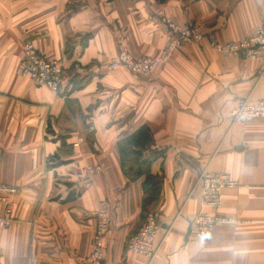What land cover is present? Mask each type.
Wrapping results in <instances>:
<instances>
[{
    "label": "crops",
    "instance_id": "obj_1",
    "mask_svg": "<svg viewBox=\"0 0 264 264\" xmlns=\"http://www.w3.org/2000/svg\"><path fill=\"white\" fill-rule=\"evenodd\" d=\"M162 17L227 43L264 26V0H0V184L18 189L0 264H264V118H229L235 101L264 100V68L205 40L182 43L146 76L107 68L122 50L158 55ZM25 43L59 63L57 92L20 74ZM142 131L134 147L149 176L131 181L119 143ZM58 137L71 153L55 165ZM88 165L101 169L86 189ZM203 169L237 182L215 211L236 222L188 244ZM101 201L112 234L90 263ZM144 202L157 223L152 259L126 249Z\"/></svg>",
    "mask_w": 264,
    "mask_h": 264
},
{
    "label": "built area",
    "instance_id": "obj_2",
    "mask_svg": "<svg viewBox=\"0 0 264 264\" xmlns=\"http://www.w3.org/2000/svg\"><path fill=\"white\" fill-rule=\"evenodd\" d=\"M166 26V40L158 55L149 58H135L122 50L112 59L109 70L124 69L131 74L146 76L155 69L166 65L177 52L182 43H199L207 41L210 47L223 58H243L259 62L264 68V26L254 28L252 34L238 41L220 43L212 34L203 33L197 29L174 24L170 19L162 17ZM18 70L38 86L57 92L60 87V69L56 60L48 59L39 53L32 43H25L23 56ZM229 118L231 123L247 122L256 118H264V100L250 101L245 98L234 102ZM81 141V139H79ZM100 166L85 167L81 185L90 188L94 177L99 174ZM200 201L197 212L191 218L187 229V243L209 239L214 232L225 225L235 224L230 216H222L215 211L221 206L222 193L233 189L237 182L228 173H212L203 169L199 175ZM18 194L16 187L0 184V227L8 228L13 222V198ZM95 226L92 237V250L87 258L90 263H97L104 255L105 239L112 234L107 203L101 201L94 212ZM156 216L149 211L142 219L137 231L128 239L126 249L136 255L152 259L156 253Z\"/></svg>",
    "mask_w": 264,
    "mask_h": 264
},
{
    "label": "trees",
    "instance_id": "obj_3",
    "mask_svg": "<svg viewBox=\"0 0 264 264\" xmlns=\"http://www.w3.org/2000/svg\"><path fill=\"white\" fill-rule=\"evenodd\" d=\"M143 135L146 136L144 132L142 131L139 133L138 137H136V135L127 137V138L122 139L119 143V152L121 156L122 170H123V173L131 181H134L145 174L149 176L148 164L146 163V161L142 159L141 153L138 152L137 149H135L134 147V146H137L138 144L136 140L143 139ZM64 139L65 137H58L57 140L61 141V147L57 154H55L54 156L48 159V163L55 164V165L62 164L63 161H61L60 157L67 156L71 153V147L66 145V143L64 142ZM147 178L150 179V177H147ZM147 199L150 200L151 199L150 196ZM145 202H144V207H143L144 209L143 217L145 216L147 212L150 211L149 208L145 207Z\"/></svg>",
    "mask_w": 264,
    "mask_h": 264
}]
</instances>
